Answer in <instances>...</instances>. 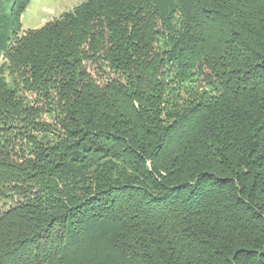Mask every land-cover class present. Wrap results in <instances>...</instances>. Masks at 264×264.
Returning a JSON list of instances; mask_svg holds the SVG:
<instances>
[{"label": "trees", "instance_id": "trees-1", "mask_svg": "<svg viewBox=\"0 0 264 264\" xmlns=\"http://www.w3.org/2000/svg\"><path fill=\"white\" fill-rule=\"evenodd\" d=\"M29 2L0 0V264H264V0L22 33Z\"/></svg>", "mask_w": 264, "mask_h": 264}, {"label": "rangeland", "instance_id": "rangeland-1", "mask_svg": "<svg viewBox=\"0 0 264 264\" xmlns=\"http://www.w3.org/2000/svg\"><path fill=\"white\" fill-rule=\"evenodd\" d=\"M82 1L84 0H30L28 8L22 15V33L42 28L46 23L59 18L63 13L72 10ZM7 13H9V8ZM4 62L5 60L2 58L0 60V70ZM5 76L10 80L7 74ZM93 76H96V74L94 73ZM44 119L48 121L46 116H44Z\"/></svg>", "mask_w": 264, "mask_h": 264}]
</instances>
